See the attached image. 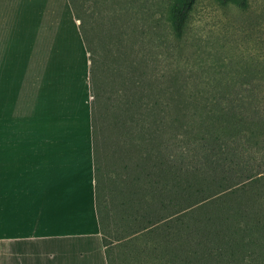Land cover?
I'll list each match as a JSON object with an SVG mask.
<instances>
[{
  "label": "rangeland",
  "instance_id": "rangeland-1",
  "mask_svg": "<svg viewBox=\"0 0 264 264\" xmlns=\"http://www.w3.org/2000/svg\"><path fill=\"white\" fill-rule=\"evenodd\" d=\"M72 1L96 60V73L91 82L96 93H92L91 99L101 230L109 264H122L126 252L113 237L115 218H112L114 212L108 201L105 177L110 172L114 175L115 169L109 165L115 159L112 154L117 153L121 160L126 145L134 144V139L150 142L151 134L155 138L150 132L155 121L171 109L200 108L203 112L231 105L227 97H232V91L237 90L227 87L226 81L220 86L216 79L254 68L264 69V0H246L243 5L222 0H194L188 11L189 0ZM185 10L187 16L180 27L175 14L181 16ZM94 99L100 111L97 114ZM172 133L169 128L162 137L169 141L167 159L176 161L187 151L201 152V146L183 140L171 141ZM159 141L151 144L152 147L157 148ZM102 154L107 156L108 163L103 162ZM182 179H176L174 187ZM185 183L186 198L203 199V195L198 193L199 198L192 191L193 185ZM192 199L183 200V205H193ZM235 202L240 206L247 203V211V206L258 210L264 206V195L257 201L250 197ZM212 212L217 214L216 210ZM199 213L194 216L200 217L203 223L199 227L206 242L195 247L196 252L190 251L196 255L188 256L189 261L264 264V218L257 238L260 242L254 249L255 246L244 241V234L227 236L229 240L242 236L238 243L219 242L220 236L214 234L219 216L208 223L203 215L206 212ZM190 220L193 219H187L192 223ZM162 234L159 232L160 237ZM175 234L169 238L173 240ZM166 249L153 255L157 264L171 261V256L164 253Z\"/></svg>",
  "mask_w": 264,
  "mask_h": 264
},
{
  "label": "crops",
  "instance_id": "crops-1",
  "mask_svg": "<svg viewBox=\"0 0 264 264\" xmlns=\"http://www.w3.org/2000/svg\"><path fill=\"white\" fill-rule=\"evenodd\" d=\"M80 24L70 0H0V264H109Z\"/></svg>",
  "mask_w": 264,
  "mask_h": 264
},
{
  "label": "trees",
  "instance_id": "trees-1",
  "mask_svg": "<svg viewBox=\"0 0 264 264\" xmlns=\"http://www.w3.org/2000/svg\"><path fill=\"white\" fill-rule=\"evenodd\" d=\"M193 1H188L187 11ZM70 2L75 11L73 1ZM222 2L243 5L246 0ZM187 11H181V16L175 14L180 27ZM76 17L81 19L77 14ZM80 27L90 54L93 84L96 60L82 22ZM224 81L228 82L227 87L237 90L232 91V97H227L231 105L203 112L200 108L195 111L189 107L181 111L171 109L161 120L155 121V127L150 130L155 138L151 134L150 142L140 143V139H134V144L126 145L121 160L117 153L112 154L115 162L110 160L109 165L114 167V175L110 172L105 177L108 201L114 212L112 218H115L113 237L126 252L122 264H157L153 255L164 248H167L164 253L171 256V261L164 264H192L188 256L196 254L190 251L196 252L193 249L206 242L199 227L203 223L200 217L194 216L199 212H206L203 215L208 223L219 216L214 230V234L220 236L219 242L225 240L231 245L242 239V236H233L229 240L227 236L231 234H244V241L255 246L254 249L260 242L257 238L264 206L258 210L247 206V211V203L240 206L235 200L246 201L252 197L257 201L264 195V97L260 98L264 96V69L254 68L216 79L220 86ZM92 89L95 94V88ZM93 106L95 113H99L95 99ZM169 128L173 131L171 141L183 140L201 146V152H183L178 156L179 161L167 159L169 141L162 137ZM156 140H160L159 146L153 148L151 144ZM102 159L108 163L106 155L102 154ZM178 178H183L181 184L174 187ZM186 181L203 199L194 201L183 195L187 190ZM190 199L193 205H183V200ZM187 219H193L192 223ZM159 232L165 235L160 237ZM173 234L172 240L169 237Z\"/></svg>",
  "mask_w": 264,
  "mask_h": 264
}]
</instances>
